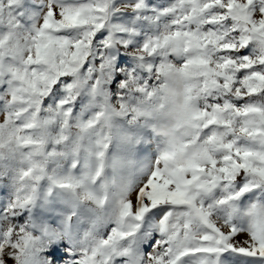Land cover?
Returning a JSON list of instances; mask_svg holds the SVG:
<instances>
[{
	"label": "snow or ice",
	"instance_id": "obj_1",
	"mask_svg": "<svg viewBox=\"0 0 264 264\" xmlns=\"http://www.w3.org/2000/svg\"><path fill=\"white\" fill-rule=\"evenodd\" d=\"M0 264H264V0H0Z\"/></svg>",
	"mask_w": 264,
	"mask_h": 264
}]
</instances>
